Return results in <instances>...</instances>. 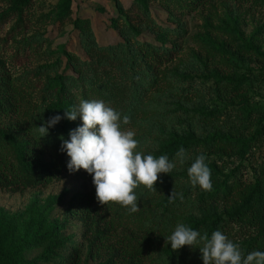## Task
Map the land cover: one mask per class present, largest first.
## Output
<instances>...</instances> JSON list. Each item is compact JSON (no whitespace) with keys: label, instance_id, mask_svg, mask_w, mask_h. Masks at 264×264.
<instances>
[{"label":"trees","instance_id":"obj_1","mask_svg":"<svg viewBox=\"0 0 264 264\" xmlns=\"http://www.w3.org/2000/svg\"><path fill=\"white\" fill-rule=\"evenodd\" d=\"M110 1L115 11L110 25L118 30L122 38L118 43L98 45L89 21L76 17L72 24L78 31L79 44L86 58H80L62 47L61 58L58 57L50 65L37 66L31 71L30 79L25 76L30 71L25 72L22 77L12 76L0 58V190L19 191L45 187L58 180L62 173H69L66 168L68 157L59 151L60 138L67 139L69 130L81 122L79 119H62L43 136L39 126L50 116H63L64 109H70L81 100H102L107 106L120 112L121 116H127L130 121L143 108V97L163 81L165 76L162 66L171 62L179 53V45L166 39L169 29L153 22L147 0H136L132 4L134 15L118 0ZM158 1L166 7L183 10L202 0ZM253 1L264 4V0ZM37 2L38 0H6L7 6L0 12V22L13 23L6 36L1 39L3 45L11 39V43L16 45V51L23 49L26 52V49H31V39L23 34L29 31L28 26L33 19L31 7ZM70 3L71 0H63L52 19L62 21L68 17ZM145 31L150 32L153 39H141ZM20 36L22 38L17 39ZM253 50L263 62L259 70L247 68L243 73L233 70L229 74L214 72L208 76L213 78L218 94L222 93L225 99L230 100L231 107H237L239 114L236 118L254 125L253 134L247 138L244 131L238 128L227 132L215 130L201 137L187 123L181 133L173 132L169 135L171 138L168 137L156 153V157L167 155L170 161H173L180 148L184 149V154L189 155L183 165L174 168L167 176L183 183L176 191L182 193L183 199L177 198L172 203H169L168 198L160 201V223L175 227L178 223L177 210L188 203L220 202L223 205L220 212L216 209L203 212L201 216L193 217L187 226L202 234L210 235L219 230L227 235L226 226L242 222L244 226L257 231L241 244L243 254L253 250L264 251V168L254 174L250 182H242L241 177L235 176L238 166L246 159L253 144L259 138L264 139V105L251 104L245 90V83L251 77L264 81V52L256 46ZM56 66H62V69L57 70ZM181 107L185 113L190 111L183 105ZM197 113L209 122H213L217 116V112ZM199 147L207 149L208 155H228L227 151H231L239 159L238 166L224 172L214 159L209 160V156L205 155L206 164L211 171V191L193 188L188 180L186 169L194 157L200 154L196 153ZM71 175L92 180L91 175L83 169ZM162 181L154 184L156 190L151 189L153 194L160 190ZM64 195V192L48 195L40 205L30 203L25 209V218L19 222L0 207V264H32L25 258V253L33 249L41 250L37 259L46 264H90L88 257L93 259V264H119L116 262L118 259L115 261L116 256L122 258L120 264H165L167 260L171 264H188L186 258L189 251L185 250V246L175 251L167 246L159 257L152 258L149 253L152 246L145 241H149L154 235L155 227L142 225L147 213L152 216V209L146 210L143 201L141 208L134 213L116 202L105 204V208L113 209V219H119L124 224L123 216L130 218L137 224V228L136 231H128L121 239L118 250L112 253L114 258L98 261V257L93 254V247L104 233L103 229L99 230L103 220L93 210L88 197L79 198L81 195L75 194L70 197V202L79 201L80 206L73 208L70 204L67 215L80 221L83 231L78 240L66 235V214L60 221L51 217L54 207L62 202ZM165 227L161 231H165ZM199 264H202V260Z\"/></svg>","mask_w":264,"mask_h":264},{"label":"rangeland","instance_id":"obj_2","mask_svg":"<svg viewBox=\"0 0 264 264\" xmlns=\"http://www.w3.org/2000/svg\"><path fill=\"white\" fill-rule=\"evenodd\" d=\"M62 1L38 0L36 4H33L31 7L33 19L30 27L28 26V33L23 34L32 42L31 49H26V52L23 49L16 51V45L11 43V39L3 45L1 39L6 36L13 21L4 24L0 22V58L5 62L6 70L12 76L22 77L25 72L30 71L28 75H25L30 79L31 71L37 66L50 65L58 57L61 58L62 47L80 58H86L79 44L78 31L72 24V20L76 17L89 21L98 45L115 44L122 40L118 30L110 25V20L115 15L112 1L71 0L69 16L62 21L54 20L52 16ZM118 1L131 15H134L131 7L136 0ZM146 3L153 22L169 29L166 39L179 45V53L171 62L162 66L165 77L143 97V108L138 110L128 124L121 127L123 131L134 132V138L137 141L136 151L156 157L157 151L165 140L168 137L171 138L169 135L173 132L181 133L185 130L187 123H190L201 137L215 130L227 132L229 129L239 128L240 131H244L245 137L249 138L254 132V125L241 122L236 118L239 110L236 106L231 107L232 102L225 99L222 93L218 94L213 78L208 76L214 72L229 74L233 70L243 73L247 68L260 69L263 62L256 56L253 47L256 46L264 52V4L253 0H202L193 7L178 10L175 7H166L158 0H147ZM6 6V0H0V12ZM20 38L22 37H17V39ZM140 38L151 40L153 35L145 31ZM33 48H35L34 51ZM61 65L63 66V63ZM62 66H56V69L61 70ZM245 87L251 104L264 105V81L251 77L245 83ZM181 105L189 108L190 111L185 113ZM198 111L217 112V116L213 122H209L204 120L197 113ZM253 145L246 159L239 166V159L231 151H227L228 155L225 153L208 155L207 149L199 147L196 153L209 156V160L214 159L217 166L222 167L224 172L238 166L235 176L241 177L242 182H250L254 174L264 168L263 137ZM184 155L185 159L189 156ZM177 159L175 157L173 162ZM177 166L181 165L177 162ZM167 176L168 174H158L157 182L163 181L160 190L155 194L143 185L134 189L138 207L141 208L144 203L146 210L152 209V216L147 213L146 218L142 220V225L155 227L154 235L149 241H145L152 246L149 252L152 258L159 257L167 246L170 247L167 237L175 228L171 224L160 223L161 208L158 204L162 199L168 198L171 191L179 190L183 183ZM61 192L65 195L62 202L54 207L51 217L60 221L66 214L68 224L64 233L78 240L83 227L80 221L68 217L67 209L70 204L73 208L80 206L79 201L70 202L71 196L80 194L79 198L88 197L93 210H96L103 220L99 230H104L103 235L93 247V254L98 257L96 258L98 261L114 258L112 253L118 250L121 239L128 231H136L137 224L124 216V224L119 219H113V209L105 208L106 205L97 202L92 180L62 173L58 180L45 187L19 191L0 190V207L19 222L25 218L24 212L30 203L40 205L46 196ZM222 208L223 205L220 202L188 203L184 208L177 210V222L187 226L193 217H199L203 212L213 209L220 212ZM163 227L166 228L165 231H161ZM225 231L227 238L238 243L240 248L243 241H247L257 232L255 229L244 226L242 222L230 223ZM185 247V250L189 251L187 263L199 264L201 261L199 249L195 248L196 246ZM40 252V249L27 251L25 258L32 264H46L37 259ZM88 259L90 264L94 263L91 257ZM121 259L116 256L115 261L120 264ZM165 264H171V261L167 260Z\"/></svg>","mask_w":264,"mask_h":264},{"label":"clouds","instance_id":"obj_3","mask_svg":"<svg viewBox=\"0 0 264 264\" xmlns=\"http://www.w3.org/2000/svg\"><path fill=\"white\" fill-rule=\"evenodd\" d=\"M62 119L80 120V124L69 130L68 138L61 137L59 151L66 154V168L75 173L83 169L92 177L95 198L101 205L109 202L127 207L130 213L138 210L137 196L134 192L143 185L155 189L158 174H170L176 167L185 163L184 149L176 153V162L167 155L154 157L136 151L137 141L132 131H123L121 125L128 124L127 116L109 107L102 100H81L70 109L50 116L39 126L43 136ZM42 136V137H43ZM187 176L193 188L204 191L212 190L211 171L203 153L196 155L187 167ZM177 198L183 199L182 193L171 191L169 203ZM171 250L182 246L199 249L202 264H264V251L253 250L243 254L238 243L227 238L221 231L201 233L183 223H178L167 237Z\"/></svg>","mask_w":264,"mask_h":264}]
</instances>
